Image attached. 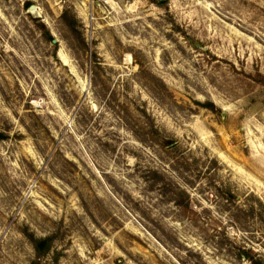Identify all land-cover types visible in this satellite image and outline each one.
Returning a JSON list of instances; mask_svg holds the SVG:
<instances>
[{"label":"rangeland","instance_id":"rangeland-1","mask_svg":"<svg viewBox=\"0 0 264 264\" xmlns=\"http://www.w3.org/2000/svg\"><path fill=\"white\" fill-rule=\"evenodd\" d=\"M0 132V264H264V0H0Z\"/></svg>","mask_w":264,"mask_h":264},{"label":"trees","instance_id":"trees-1","mask_svg":"<svg viewBox=\"0 0 264 264\" xmlns=\"http://www.w3.org/2000/svg\"><path fill=\"white\" fill-rule=\"evenodd\" d=\"M27 3H29V2H27ZM210 106L213 107L212 104H210ZM3 137H4V134L0 132V139H2ZM51 239H52V237H50V236L33 239V244H34V247L37 250V252L38 253H44L46 251V249L48 248L49 242L51 241ZM246 255L247 254H245V256Z\"/></svg>","mask_w":264,"mask_h":264},{"label":"water","instance_id":"water-1","mask_svg":"<svg viewBox=\"0 0 264 264\" xmlns=\"http://www.w3.org/2000/svg\"><path fill=\"white\" fill-rule=\"evenodd\" d=\"M36 9H37V7H36V5H34V4H32V5H30V6L28 7V11H29V12H35ZM52 41L55 42L56 40L53 39ZM222 115H223V113H222Z\"/></svg>","mask_w":264,"mask_h":264},{"label":"bare ground","instance_id":"bare-ground-1","mask_svg":"<svg viewBox=\"0 0 264 264\" xmlns=\"http://www.w3.org/2000/svg\"><path fill=\"white\" fill-rule=\"evenodd\" d=\"M60 56L62 57V59L66 62L65 57H63L62 53L60 54Z\"/></svg>","mask_w":264,"mask_h":264}]
</instances>
